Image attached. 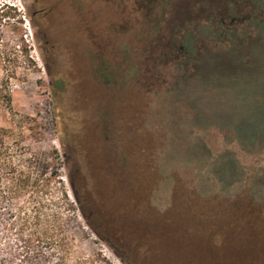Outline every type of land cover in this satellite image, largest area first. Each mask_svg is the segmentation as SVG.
<instances>
[{"label": "rangeland", "instance_id": "rangeland-1", "mask_svg": "<svg viewBox=\"0 0 264 264\" xmlns=\"http://www.w3.org/2000/svg\"><path fill=\"white\" fill-rule=\"evenodd\" d=\"M137 1L121 0L119 17L117 0H0L11 99L0 106V264H264V146L234 136L235 79L192 91L156 46L179 0H157L150 18ZM114 23L122 85L111 88L89 54ZM45 34L64 45L47 50ZM236 35L249 47L233 68L261 100L264 30Z\"/></svg>", "mask_w": 264, "mask_h": 264}, {"label": "trees", "instance_id": "trees-1", "mask_svg": "<svg viewBox=\"0 0 264 264\" xmlns=\"http://www.w3.org/2000/svg\"><path fill=\"white\" fill-rule=\"evenodd\" d=\"M117 1L119 4L116 5V8L119 17H121V0ZM156 1H137L142 14L147 16L145 18H150L148 16L155 13ZM257 4H262V7L258 8ZM176 6L179 8L176 9V13L172 14L174 17L166 19L162 25L168 27L170 32L166 36L161 35V40L165 37L166 41H157L156 39V46L160 48L158 58L162 61L175 60L177 72H180V79L184 83H189L194 92L201 93L209 88H215L223 93V89H227L225 87L228 82L227 78L234 77L235 83L228 88L230 92L234 90L236 93L228 105L233 109L240 110L239 114H235L237 120L234 121L235 125L233 123L234 136L243 147L254 149L263 147L264 98L260 100L257 96L260 94L250 88L252 83L250 78L246 80L237 78L238 70L233 68L232 59L235 51H248L249 45L247 47L244 45L245 48H243L236 35L242 24L253 22L255 30H264V20H261V17H253L258 16L259 13L264 15V0H179ZM239 11L242 15L237 14ZM44 36L43 43L47 50L55 53V47L64 45L60 41L58 43L51 35L45 34ZM120 36L121 23H117L113 27L110 25L104 36L99 38L97 34H93L90 39L89 58L93 66L92 77L111 88L122 85L121 82L118 83L115 80L121 76ZM98 38L102 41H98ZM42 50L45 53V49ZM62 50L68 51L72 60L70 49L63 48ZM43 51H41L42 56H44ZM44 62L47 66L45 60ZM46 69L50 76L48 67ZM65 85L66 82L58 74V78L53 82L54 92L64 90ZM261 90L264 96V84ZM216 101L220 108L227 105L225 100ZM10 103L7 82L0 81V106L10 108ZM247 122H256L257 131L250 132L245 129L244 126ZM1 132L6 133L5 130H1ZM2 142H4L3 137L0 138V144ZM0 163L4 166L9 165L7 151L0 150ZM76 198L79 202V198ZM26 219L28 220V217ZM26 219L23 220V223L27 221ZM35 238L39 242L42 241L38 236ZM28 256L31 257V255H26L25 258Z\"/></svg>", "mask_w": 264, "mask_h": 264}, {"label": "water", "instance_id": "water-1", "mask_svg": "<svg viewBox=\"0 0 264 264\" xmlns=\"http://www.w3.org/2000/svg\"><path fill=\"white\" fill-rule=\"evenodd\" d=\"M259 71H261V70H259Z\"/></svg>", "mask_w": 264, "mask_h": 264}]
</instances>
